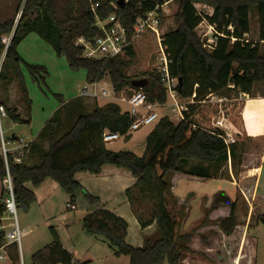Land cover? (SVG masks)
Wrapping results in <instances>:
<instances>
[{"label":"trees","instance_id":"1","mask_svg":"<svg viewBox=\"0 0 264 264\" xmlns=\"http://www.w3.org/2000/svg\"><path fill=\"white\" fill-rule=\"evenodd\" d=\"M22 12L18 23L14 19L0 24V38L13 33L6 50V60L16 64L17 77L22 95L31 110L32 100L19 67L22 57L19 44L32 32L50 43L58 56H64L69 67L78 71L86 70L89 83L99 82L110 76L117 92L130 94L132 89H142L148 101L164 105L171 101L160 73L149 75L144 88L132 86L127 68L135 56L134 37L138 18L154 10L164 0H20ZM174 1V0H172ZM176 19L179 25L163 35V45L169 60L170 74L178 79L177 91L181 98L195 94V100H202L210 94L231 96L233 86L243 93L251 94L256 83L264 82V55L260 41L245 38L250 33L252 13L260 24V39L264 40V0H178ZM23 3V4H22ZM196 4L213 8V14L206 16L209 24L222 35L217 36L213 50L204 47L198 36L197 27L203 18ZM20 9V8H19ZM161 20L163 11L160 10ZM116 14L126 28L130 44L125 54L110 58L89 59L82 56L83 49L76 45L78 38L93 41L102 34L97 20H105ZM233 27V31L229 29ZM5 45L0 39V54ZM33 80L46 84L48 69L43 65L25 63ZM3 73H0V80ZM62 105L50 117L40 132L38 140H47L48 148L40 152V162L30 165L26 162L27 152L37 142H30L20 152H8L5 158L1 151L0 137V180L3 182L0 197V216L5 212V199L9 196L5 185L7 167L13 182V191L18 207L27 210L36 200L34 191L26 186L31 182L37 186L47 178L59 183L72 200L77 190H83L88 200L97 197L87 192L75 179L77 172L99 174L107 164L127 169L137 178V182L126 191L131 209L142 229L151 225L157 227V235L147 238L143 247L128 243V222L108 209H98L83 218L86 233L100 236L113 249L116 256L127 255L130 264H182L184 251L191 252L189 242L192 232L176 234L177 221L168 208L173 173H183L213 178L211 170L200 164L221 165L236 155L237 145L228 144L221 130L195 127L192 120L195 106L190 105L184 119L172 121L164 115L154 123L146 138L142 156L131 150L115 151L103 140L106 131L117 132L126 140L131 138L128 130L133 122L129 109L121 102L108 101L97 104L90 112H85L81 99L64 102L61 94L56 95ZM4 105L3 103H1ZM6 112L16 122L23 120L11 108ZM67 125L63 126V121ZM61 130L63 132L60 134ZM17 158H20L17 161ZM191 162L199 164L190 166ZM229 206L230 214L220 222L221 230L230 235L237 226L236 204L228 196L214 199V205ZM264 224V214L260 216ZM52 241L35 251L33 264H74L73 255L64 247L57 231L51 227ZM154 240V238H156ZM5 233L0 229V247ZM10 264H21L20 247L17 241L6 246ZM86 264V263H84Z\"/></svg>","mask_w":264,"mask_h":264},{"label":"rangeland","instance_id":"2","mask_svg":"<svg viewBox=\"0 0 264 264\" xmlns=\"http://www.w3.org/2000/svg\"><path fill=\"white\" fill-rule=\"evenodd\" d=\"M20 2V0H0V19L4 17H6V20L14 19L17 24L23 6L19 7ZM178 6L179 1L174 0L167 6L168 9L163 11V19L160 24L161 35L179 25L176 19ZM205 6L200 8L207 11L208 7ZM207 31L209 34L204 37L203 34ZM197 33L203 43L207 38L211 39L217 35L215 30H209L206 23H202L197 27ZM245 38L249 41H260L261 52L264 55V40L261 41L260 39V24L255 13H252L250 17V33ZM133 43L135 56L127 68V75L134 79H149V75L155 74V72L160 73L164 66L165 56L159 45L157 35L147 30L136 36ZM163 49L166 53L164 45ZM18 52L22 57L19 67L24 76L29 98L32 100L31 110L22 95L16 64L11 60H6V49L0 54V73H3V78L0 80V103L4 104L5 109L11 108L13 113L24 118L23 120H31V122L29 124L16 122L8 112H6V117H1L0 131L4 136V141L7 142L8 150L12 152L22 151L23 148L21 147L15 150L10 148L21 144L20 140L27 141L43 129L47 120L62 105V102L56 96L57 94H61L64 102L81 99L79 101H81L85 110H92L97 104L101 105L108 101H115L104 97L96 98L95 100H82L83 98L80 97L81 90L90 84L86 80V70H72L66 58L58 56L52 45L37 33H30L19 44ZM25 63L45 66L48 69L46 84L33 80ZM99 82L101 86L112 87L111 78L108 75ZM230 88L232 89L231 96L214 93L202 100H192V97H180L183 103L195 106L192 117L195 127L210 130L219 129L228 144L235 142L237 145L236 155L227 162L221 165L200 164L207 166L211 170L213 178L205 179L182 173L185 175L184 177L181 176L182 180L179 182L182 188L186 192L193 191L192 195L179 208H175L178 206L176 201L172 203V213L177 221L176 234L182 231L193 233L189 242L192 251L183 252V262H185L183 264H203L205 260V262H210L211 264H248L246 259L247 250L249 244H253L254 239L258 240L257 247H259L258 254L255 256L256 264H264V224L260 220V216L264 214V130L260 137L254 140L242 130L241 118L244 101L250 95H264V82L256 83L251 94L243 93L233 86H230ZM120 104L125 110L129 109L126 103L121 102ZM171 107L170 102H168L156 107V112L160 118L167 114L172 121L177 123L181 119ZM219 117H222V126L218 124ZM260 118L264 123V114H260ZM67 123L65 119L63 126L67 125ZM152 127H154V124L142 126L138 132L142 134L144 131L151 130ZM14 136H16V139H13ZM130 139L126 140L122 137L118 139L120 141L116 140L108 146L116 148L123 145L121 150H131L142 156L145 140H143V144V142H138L136 139H133L135 142ZM190 164V166L194 167L199 165L195 162ZM259 166L261 168V182L260 190L257 192L254 185L255 181L252 177H256L259 172ZM2 187L3 182L0 180V192ZM223 195L228 196L231 202L236 204L237 226L230 235L221 230L220 222L230 214L231 208L224 204L214 205V199H219ZM70 202L72 205L75 204V202ZM24 210L22 207L17 209V223L21 230L19 247L21 264H30V247L41 248L44 244L39 239V234L46 231L44 227L40 226L34 233L26 237L24 235L23 222ZM73 210L71 208L67 209L68 212ZM2 219V224L6 226L7 231L12 228L10 223L16 222V218L9 213L4 214ZM185 220H187V226L183 227L182 222ZM248 227L247 240L243 249L242 235ZM155 228L157 229V227ZM84 232L86 233L85 230ZM225 235L227 238H225ZM156 239L157 237L154 238V240ZM87 245L88 243L84 246L87 247ZM0 253L7 256L6 249H0Z\"/></svg>","mask_w":264,"mask_h":264},{"label":"crops","instance_id":"3","mask_svg":"<svg viewBox=\"0 0 264 264\" xmlns=\"http://www.w3.org/2000/svg\"><path fill=\"white\" fill-rule=\"evenodd\" d=\"M4 21H7L6 17L0 19V23H3ZM90 111L91 110H85V112ZM260 114H264V95H250V97L244 101L242 107V130L244 133H247V136L252 137L254 140L259 138L264 130V123L261 121ZM221 118L222 117H219L218 120H222ZM152 129L153 127L151 130L144 131L142 134L137 130L131 134L130 140L132 141L133 139H136L138 142H143V144V140H145L146 145V138ZM40 132L27 141H24L25 143H30L33 140L37 142V144H35L26 154V162L30 165L39 163L40 152L48 148L47 140H38ZM62 132L63 130H61L60 134ZM133 142H135V140H133ZM112 143H108L107 146ZM19 147H21V144H17L10 149L15 150ZM121 148H123V145L111 149L119 151ZM19 160L20 158H17V161ZM258 169L259 172L256 174V177H252L255 181L254 185L257 192L260 190L261 182L260 166ZM181 176L184 177L185 175L182 173H173L171 175L172 188L168 196V208L171 211H173L172 203H174V201L178 203V206L175 208H179V206L184 204L187 198L193 193V191L186 192L182 188L179 183L182 180ZM75 179L87 192L97 197V201L91 202L88 200L83 190H77L75 200H72L70 195L66 193L59 183L52 178H47L37 186L33 185L31 182L26 183V186L34 191L36 200L27 210H24V235L26 237L30 236L38 227H44L46 232H41V234H39V239L44 244L42 247H44L53 239L50 230V228L53 227L59 234L64 247L73 255L74 264H130L129 256H116L113 249L109 247L102 237L86 234L83 228V218L87 214L98 209H108L128 222V243L135 247H143L147 238L155 237L157 235V229L155 228V225L142 229L131 209L126 191L137 182V178L127 169L107 164L99 174L80 171L76 173ZM70 201L75 202V204L73 203L75 208L68 206L69 204H72ZM68 208L74 210L68 212ZM186 221L187 220L182 222L183 227L187 226ZM248 230L249 227L245 229L242 235L243 249L247 240ZM225 238H227L226 235ZM86 243H88L87 247L84 246ZM257 246L258 240L255 239L253 244H249L246 255L248 264H256L255 256L258 254L259 249ZM30 248L31 259L32 254L40 248L34 246ZM0 255L3 256L0 258V264H10L11 261L8 256H5L3 253H0ZM30 262V264H33L32 259ZM183 263L185 262L182 261V264ZM205 264L211 263L205 262Z\"/></svg>","mask_w":264,"mask_h":264},{"label":"built area","instance_id":"4","mask_svg":"<svg viewBox=\"0 0 264 264\" xmlns=\"http://www.w3.org/2000/svg\"><path fill=\"white\" fill-rule=\"evenodd\" d=\"M172 0H164L162 4H158L156 8L148 13L144 17L138 18L135 25L136 34L135 37L140 35L141 33L146 32L147 30L152 31L157 35V39L159 45L161 46V50L164 54V66L160 71V75L162 81L167 88L168 94L171 97L170 106H172V110L176 112L177 116L182 120L184 119L185 112L189 110V104L183 103L180 100V95L177 91L178 86V79L173 77L170 74L168 64L169 61L167 59L166 53L163 49V35L160 34V24H161V13L160 10L164 11L168 9V4ZM203 6L202 4H196L199 14L202 16L203 21L202 23H206L209 30H215V27L206 20V16L213 14V8L210 6L208 7L207 11L201 9ZM201 7V8H200ZM22 12V11H21ZM21 16V14H19ZM201 23V24H202ZM200 24V25H201ZM97 27H99L102 31V34L98 36L95 40L90 41L83 37H80L76 41V45L83 49L82 56L89 59H101V58H110L114 56L124 55L126 52V48L130 44V41L127 39L126 28L122 24L120 18L116 14L110 15L105 20H97L96 23ZM199 25V26H200ZM229 29L233 31V27L229 26ZM217 35H222L215 30ZM209 32H205L203 34L204 37H207ZM13 37V33L9 35H3L0 39L2 43L5 45V49L7 50L11 44ZM134 37V38H135ZM217 44V36L213 38H207L204 41V47L208 48L209 50H213L215 45ZM80 97L85 100H95L96 98H111L115 101H121L128 105L129 112L133 117V122L128 130V134H132L139 130L142 126L145 125H152L158 120H160L159 114L156 112V107L159 104L153 103L148 101L146 93L142 89H132L131 93L128 94L125 91L117 92L114 90L113 86L109 88V86L103 85L101 86L100 82L90 83L88 86L84 87L81 90ZM192 97V100H195V94ZM6 109L5 106L0 103V119L1 117H6ZM223 121L219 120L218 124H222ZM0 137L2 145L1 150L6 158L8 152H12L7 148V142L4 141V136L0 131ZM124 137L120 133L117 132H110L106 131L103 134V140L106 144L112 143L120 138ZM21 148H26L28 143H25L23 140H20ZM22 149V150H23ZM20 153L22 151L19 150ZM5 185L8 188L9 196L5 199V212L9 213L12 217L16 218V222L10 223L11 230H6V226L2 224L3 215L0 216V229L5 233V238L3 245L0 249H5L6 246L11 244L14 241L20 242L21 239V230L19 224L17 223V209L18 205L16 202V197L13 191V182L12 177L9 172V168L7 167V176L5 179ZM69 207L74 208L75 206L72 204L68 205ZM0 257H3L0 255ZM62 264V263H58Z\"/></svg>","mask_w":264,"mask_h":264},{"label":"water","instance_id":"5","mask_svg":"<svg viewBox=\"0 0 264 264\" xmlns=\"http://www.w3.org/2000/svg\"><path fill=\"white\" fill-rule=\"evenodd\" d=\"M120 2L123 3L124 0H121ZM148 82L149 81L147 78L133 79L132 86L137 87V88H144L145 86L148 85ZM13 139H16V136H14Z\"/></svg>","mask_w":264,"mask_h":264}]
</instances>
